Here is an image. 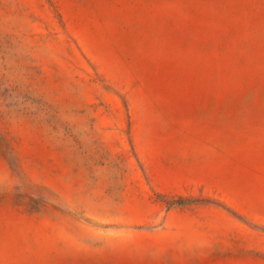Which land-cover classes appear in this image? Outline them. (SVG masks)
Returning <instances> with one entry per match:
<instances>
[{
    "label": "rangeland",
    "instance_id": "374dc122",
    "mask_svg": "<svg viewBox=\"0 0 264 264\" xmlns=\"http://www.w3.org/2000/svg\"><path fill=\"white\" fill-rule=\"evenodd\" d=\"M0 264H264V0H0Z\"/></svg>",
    "mask_w": 264,
    "mask_h": 264
}]
</instances>
